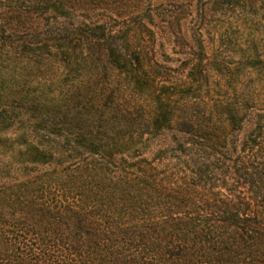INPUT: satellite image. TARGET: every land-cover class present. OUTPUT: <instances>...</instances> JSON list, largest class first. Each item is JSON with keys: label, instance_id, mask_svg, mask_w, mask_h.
I'll list each match as a JSON object with an SVG mask.
<instances>
[{"label": "trees", "instance_id": "16d2710c", "mask_svg": "<svg viewBox=\"0 0 264 264\" xmlns=\"http://www.w3.org/2000/svg\"><path fill=\"white\" fill-rule=\"evenodd\" d=\"M0 264H264V0H0Z\"/></svg>", "mask_w": 264, "mask_h": 264}]
</instances>
